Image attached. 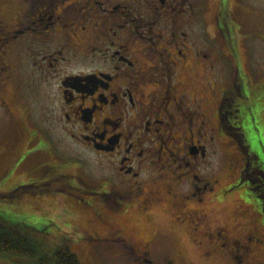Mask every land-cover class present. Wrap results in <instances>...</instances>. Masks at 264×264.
Masks as SVG:
<instances>
[{
    "label": "flooded vegetation",
    "instance_id": "obj_1",
    "mask_svg": "<svg viewBox=\"0 0 264 264\" xmlns=\"http://www.w3.org/2000/svg\"><path fill=\"white\" fill-rule=\"evenodd\" d=\"M217 2L211 31L207 0H0V162L19 151L13 165L36 173L10 174L0 199L66 192L98 234L138 206V264H154L165 204L184 232L165 264H190L193 247L205 264H264V7L243 63L242 23ZM65 142L97 154L100 180L44 150ZM235 194L231 214L216 210Z\"/></svg>",
    "mask_w": 264,
    "mask_h": 264
},
{
    "label": "rangeland",
    "instance_id": "obj_2",
    "mask_svg": "<svg viewBox=\"0 0 264 264\" xmlns=\"http://www.w3.org/2000/svg\"><path fill=\"white\" fill-rule=\"evenodd\" d=\"M218 0H207V25L208 29L213 31L216 30L214 24L215 14L217 13ZM247 1V2H246ZM229 0V7L234 17L242 23L241 28L238 30L241 32V38L239 39V50L241 54V61L245 63L244 46H243V33L247 29H251V22L260 7H264V0ZM244 68L245 65H244ZM253 138L256 136L253 135ZM64 139V137H63ZM66 143V142H65ZM224 150L223 162L226 163L228 151L231 149L229 144L224 143L222 145ZM53 149L55 154L59 156H67L76 154L81 157L83 162V171L77 170L80 174L84 175L86 180L90 183H94L95 176L96 180L105 171L101 170V162L94 152L84 148H80L76 145H69L63 147V150L54 144L53 146L44 144V150L50 151ZM19 151H15V157L18 156ZM26 150L23 151L25 154ZM29 152V150H28ZM26 152V153H28ZM17 153V154H16ZM20 154V152H19ZM13 153L8 152V156L4 159V164L0 162V192L8 184L11 179L10 174H13L14 178L20 177L23 181L27 182L28 176L36 174L29 169L27 164L22 165L18 168V164L25 160L23 156L15 166L13 161L15 157H12ZM43 159L54 163H61L62 160L54 159L50 154H44ZM216 160V158H215ZM11 167H8V166ZM8 167V168H7ZM159 168V167H157ZM155 174H159L157 172ZM5 169L4 173L2 171ZM64 171L67 169L64 167ZM8 171V172H7ZM153 171V170H152ZM161 171V170H160ZM224 173L225 169H223ZM7 172V173H6ZM98 174V175H97ZM153 172V176L156 175ZM150 177V176H147ZM238 195H229L223 202H219L215 205L217 211L225 210L224 213H230L236 206ZM67 193H58L57 195L40 196V197H13L0 199V214L5 217H14L19 221L28 223L29 225H38L36 228H45V232L49 235L46 236V240L49 244L52 242L64 241L70 248V250L76 254L82 264H138L133 254L131 246L141 238L144 232V226L137 222L139 217V207L129 209L120 215H115L114 220L116 222L112 229L107 227L99 228L100 234L95 232L94 227L88 225L90 222V216L87 211H83L79 205L74 206L71 200H66ZM78 199V197H76ZM78 207V208H77ZM169 208L165 204L159 205L154 212L155 224L151 230L155 234V257L154 264H165L162 259L164 252L170 251L175 245V238H182L184 232L182 230H176L171 226L170 220L173 218L169 213ZM231 214V213H230ZM118 227L117 230L115 228ZM191 232L193 230L190 228ZM123 233L125 236L129 234L128 243L120 241L118 234ZM112 238L109 240L107 238ZM184 243L187 240L183 241ZM190 264H205L204 259L201 257L197 248H192L190 256ZM0 264H24L17 262L12 258L0 257Z\"/></svg>",
    "mask_w": 264,
    "mask_h": 264
},
{
    "label": "trees",
    "instance_id": "obj_3",
    "mask_svg": "<svg viewBox=\"0 0 264 264\" xmlns=\"http://www.w3.org/2000/svg\"><path fill=\"white\" fill-rule=\"evenodd\" d=\"M0 214V257L24 264H82L64 241L49 244L45 228Z\"/></svg>",
    "mask_w": 264,
    "mask_h": 264
}]
</instances>
